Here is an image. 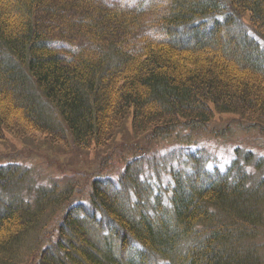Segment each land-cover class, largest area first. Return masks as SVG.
Returning <instances> with one entry per match:
<instances>
[{"label":"trees","instance_id":"1","mask_svg":"<svg viewBox=\"0 0 264 264\" xmlns=\"http://www.w3.org/2000/svg\"><path fill=\"white\" fill-rule=\"evenodd\" d=\"M154 1L0 0V137L86 150L128 120L152 138L203 129L215 112L264 124V0ZM133 158L117 180L92 178L86 202L39 187L14 157L1 164L0 264H264V179L249 166L211 175L195 158L153 193Z\"/></svg>","mask_w":264,"mask_h":264},{"label":"rangeland","instance_id":"2","mask_svg":"<svg viewBox=\"0 0 264 264\" xmlns=\"http://www.w3.org/2000/svg\"><path fill=\"white\" fill-rule=\"evenodd\" d=\"M102 1L110 6L146 9L149 4L155 2ZM246 20L248 22L249 19ZM151 31L146 29L144 32L152 36ZM64 45L63 48L68 50L70 47L79 46L80 43L73 41ZM55 118L60 120L58 116ZM129 122L128 120L127 125L107 147L94 146L86 150L77 148L71 140L53 144L51 138L41 133L16 135L5 132L0 137V165L14 157L12 162L14 160L16 164H23L30 169L32 176L28 179L33 177L36 185L49 188L58 184L62 189L71 186L77 192L76 198L81 199V202L88 199L92 178L100 175L117 180L116 177L124 170V164H120L121 160L129 161L133 160V157L140 162L141 179L145 178L150 183L155 190L153 193L171 188L172 172L181 169L191 172L192 160L195 158L202 159L205 169L212 175L221 173L223 176L227 172H233L234 165L238 163L241 167L249 166L247 170L252 177L255 176V185L264 179L263 123L251 122L235 113L215 112L211 123L203 129L190 131L188 127L180 126L168 136L152 138L148 133L136 136ZM248 154L252 155L250 162L245 160ZM257 164L258 167H255ZM58 216L59 212L57 216H53L51 212L47 213L46 220L41 225L44 233L42 240L52 237Z\"/></svg>","mask_w":264,"mask_h":264},{"label":"bare ground","instance_id":"3","mask_svg":"<svg viewBox=\"0 0 264 264\" xmlns=\"http://www.w3.org/2000/svg\"><path fill=\"white\" fill-rule=\"evenodd\" d=\"M73 41V40H72ZM49 106V105H48ZM63 124V123H62ZM62 127V126H61ZM66 127V126H65ZM195 130V129H194ZM221 150V149H220ZM223 150V149H222ZM122 161V160H121ZM242 162H243V160H242ZM148 163V162H147ZM243 165V164H242ZM244 167H246V166H244ZM160 171V170H159ZM209 171V170H208ZM223 172V171H222ZM149 173V172H148ZM212 175V174H211ZM228 175V174H227ZM150 180V179H149ZM229 181V180H228ZM159 186V185H158ZM173 187V186H172ZM166 188V187H165ZM192 191V190H191ZM164 196H166V195H164ZM255 217V216H254ZM253 217V218H254ZM255 252V251H254Z\"/></svg>","mask_w":264,"mask_h":264}]
</instances>
